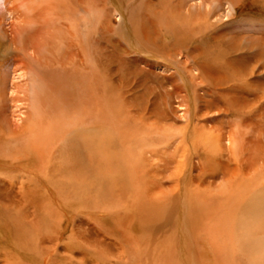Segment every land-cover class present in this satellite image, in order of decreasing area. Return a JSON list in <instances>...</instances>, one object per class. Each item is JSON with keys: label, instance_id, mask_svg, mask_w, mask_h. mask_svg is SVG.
Instances as JSON below:
<instances>
[{"label": "rangeland", "instance_id": "rangeland-1", "mask_svg": "<svg viewBox=\"0 0 264 264\" xmlns=\"http://www.w3.org/2000/svg\"><path fill=\"white\" fill-rule=\"evenodd\" d=\"M210 10L213 17L202 20ZM183 18L186 24H181ZM169 23L174 30L177 23L178 31L179 24L183 26L188 40L180 48L174 44L178 37L167 31ZM194 32L201 36L195 42ZM226 51L233 54H221ZM45 73L80 81L79 74H95L98 139L107 140L105 133L116 132L122 137L110 138L127 140L129 157L139 160L144 155L146 161L131 157L132 164L143 165V185L118 187L114 202L102 203L100 214L94 210L100 199L95 196L92 202L97 201L90 204L86 189L71 192L49 182L52 176L65 180L70 171L43 170L48 177L42 179L34 174V160L14 170L1 162L0 264H159L155 249L168 237L178 240L181 232L194 235L186 242L195 264L243 261L236 250L250 241L246 231L252 230L251 238L264 235L254 230L261 229L264 217L256 215L264 210V0H0L3 127L17 131L31 122L37 132L53 135L48 126L54 110L46 106L53 96ZM36 128L32 138L23 135L10 143L25 147L29 140H39ZM195 132L203 137L197 149L187 137ZM74 175L78 177L72 182L82 185L81 174ZM112 175L120 176L116 171ZM3 182L13 184L8 189ZM24 183L27 189L20 191ZM193 199L196 209H210L198 227L184 223L170 235L167 229L154 231L145 218L138 222L140 211L146 217L156 207L187 216L183 209ZM116 214L124 219L114 218ZM102 223L115 235L111 228L102 231ZM83 235L99 240L90 246ZM108 255L112 263L104 260Z\"/></svg>", "mask_w": 264, "mask_h": 264}, {"label": "bare ground", "instance_id": "bare-ground-1", "mask_svg": "<svg viewBox=\"0 0 264 264\" xmlns=\"http://www.w3.org/2000/svg\"><path fill=\"white\" fill-rule=\"evenodd\" d=\"M203 4H205V3H203ZM215 11H217V10H215ZM175 12H176V10H175ZM205 13H208V14H205L204 18H202V20H204V21H208V19H209L208 15L211 16V14H212V17L214 15L213 10L212 11L210 10L209 12H205ZM183 17H185V16H183ZM61 19H63V18H61ZM186 20H188V19L183 18L181 24H186V22L184 23V21H186ZM59 21H57L56 23H58ZM171 23H169V28L167 27V29H168L167 31L169 32V29H170L172 31V32H170V34L173 33L175 36L178 37V38L175 37V39H174L175 42L174 41L173 42H174V44L177 42L176 44L180 48L181 45L186 44V41L188 39L184 36L183 30H181V27H183V26H181L179 24V31H178L177 30L178 24L176 23V28H177L176 29L177 31H176L172 27H170ZM173 25L175 27V24H173ZM175 31L178 32L179 35L183 34V37H180L178 34L175 33ZM195 33L196 32H194V35H195ZM200 37L201 36L196 33V35L194 37L192 36L191 38H193V42H195L196 39H200ZM205 37H207V36H205ZM209 40H211V38H209ZM216 43H218V42H216ZM145 48H146V46H145ZM235 51H238V49L236 48V50H233L234 53H235ZM229 52H231V51H228V52L226 51V52L221 53V54H231V53L233 54V52H231V53H229ZM214 59H215V57H214ZM230 65H232V64H230ZM222 66L218 64V67L222 68ZM92 71H94V69ZM216 72L217 71L215 70L214 73H216ZM205 73H206V71H205ZM202 74H203L202 77L205 79L204 72ZM79 75L82 76L81 81L79 79H77L76 77L65 76L62 73H60V75H58L56 73H51V74L45 73L44 77L46 79V83L48 84V86L50 87V91L52 92L51 96H53L52 98H48L46 100L47 101L46 106H47V108H52L51 110H54V111H52V113H53V121H52L53 124H49L48 128L54 129L55 132H53V133L51 132V134H53V135H47V134L45 135V132L42 133V129H39L37 132V128H36L35 124H32L31 122L24 124L23 129L20 128L17 131L16 130L14 131L13 128H7V127L5 128L0 124V163L4 162V164H6V165H8L7 163H9V166H12L13 167L12 169L14 170L15 169L14 166H16L17 168H21V169H22V167L27 168L30 161L34 160L35 162H37L34 165L36 173L34 172V169L32 172H34V174L38 173V175L39 174L42 175L43 177L40 176L42 179L43 178L46 179L48 177L47 174L45 173V171H47V169L49 170V172H52V171L56 172L59 170L70 171L69 173H67L65 180H61L58 177L52 176V179L50 178L51 180L49 182L55 188H58V189L63 188V189H67L71 192H73V191L77 192V191H79V189H86L88 191L87 194L90 193L88 195L93 196V197H88V195L84 196L87 199V201H91L90 204L93 203L92 199H94L95 196H96V198L100 199V201H98V202H96L97 199L93 200V201H94V203L95 202L97 203L96 204L97 208L94 210L97 213L101 214L100 211L103 212L105 209L104 205H102V203L109 205L112 202H114L113 197L115 196V194L117 192H119L118 187L122 188V187L128 186L131 184V182H133V184L137 183V185L138 184L143 185V180H144L143 178L144 177H141L140 173H143L144 169L141 168V166H143V165H141L138 168L137 165L135 166V164L131 163V162H133V161H131L132 155H130V157H129V153L127 152V150L131 151L132 149L130 148L131 147L130 143L127 142V140L122 138V139L117 141V138H116V140L114 137L110 138V136H112V135H114L115 137L119 136V138H121L122 136L120 134L119 135H118V133L116 134L115 131H114L115 134H113V133L111 134L109 131V132H107L108 134L105 133V135L107 137H109L107 140H104V138H103L104 136L102 137L103 139H101V140L98 139L99 136H101L100 135L101 130L99 129V128H101V126H100V123L97 122L98 115H97V109H96V103H97V99H96V97H97L96 96V93H97L96 92L97 91L96 77H95V74L92 75V73H89L90 77H88V78H86V76L84 74H79ZM230 78H231V76H230ZM228 80H229V78L227 79V81ZM227 81H225V82H227ZM228 104H231V102ZM229 107H232V105ZM77 110H79V111L77 113H75L74 111H77ZM76 114L78 115V117L76 116ZM1 126L3 129H1ZM35 128H36V130H34L35 133L34 132L33 133L35 134L36 138H39V140H35V141L29 140V143L27 145H25V147L27 146V149H28L27 152H25V153L23 152L22 147H24V146L16 145L14 147L13 144L10 143V140H15L20 136L23 137V135H30L32 133V130ZM7 131H9V132H7ZM200 134H199V132H195L194 134L189 133L187 135V137H190L189 142L193 145V148L197 149L198 143L201 144L203 142V137ZM86 135H88V137L84 138V136L86 137ZM30 138H32L31 135H30ZM37 141L39 143V145H38L39 148L36 147V145L38 143H36V145H35V142H37ZM53 141H54V143L52 146L51 143ZM10 144H12L13 147H11ZM30 150H31V152H29ZM50 151H51V154H50ZM47 152H49V153H47ZM16 153H18V154H16ZM148 153H150V156H153V157L156 155V151L151 152V150H149ZM48 154H50V155H48ZM133 158L134 159L136 158L137 161H144L145 160L144 155L142 157H140L139 160H138V157H136V156H133L132 159ZM68 167H71V168L69 169ZM72 167H75L76 172H74ZM43 170H45V171H43ZM119 170H121V171H119ZM157 170H158V167H157ZM24 171L28 172L27 169H24ZM115 171L118 172L120 174V176L122 175V177L112 175ZM156 172H158V171H156ZM77 173L81 174L80 179H82V180H80V181H82L83 186L80 184H76V183L72 182V179H73L72 177H75L77 180L78 176L74 175ZM54 175H56V174H54ZM125 176H126L127 181L124 180ZM6 180L8 181L7 178H6ZM62 181H63V183H62ZM1 182H2V180H1ZM47 182H48V180H47ZM7 183H9V182H7ZM11 183L12 182H10L8 185L6 183H4V185L7 186L9 189L13 184V183L12 184ZM26 187L27 186L24 183L19 189L21 191V188L24 189ZM261 188H262V186H261ZM261 188L259 187V189H261ZM11 189H15V186L12 187ZM104 190H108L111 193H108L106 195L105 193H103ZM254 190H256V189H254ZM17 191H18V189H17ZM259 191L261 192V190H259ZM18 192H16V193L18 194ZM132 192H135V191H132ZM251 193H253V191ZM76 194L77 193L74 192V195H76ZM254 194H255V192H254ZM257 194H256V196H257ZM78 195H79V193H78ZM109 195H110V197H108ZM0 197H1V195H0ZM79 197H81V195H79ZM189 200H191V199H189ZM262 200H263V204H264V196L262 197ZM195 201H196V199L192 200V202L190 203V207L188 206V204H185V208L183 209V213L187 214V216H185L183 214L180 215V214L176 213V214H178V216L180 215L178 217L177 215L174 214V210L172 208H169V207H167V208L156 207L154 210L149 211L148 214L146 215V217H144V214L140 211L138 214V218H139L138 222L140 224H142L141 221H143L145 218L152 225V227L154 228V231L163 232V231H165V229H167V231H169L170 235H174V232L176 233V231H179V229L182 228V224H184V223L186 225L195 224V226L198 227L200 225V221L203 219V217H205V215L209 214L210 209L207 207H205V208L199 207L198 209H196V206L193 203ZM96 205H95V207H96ZM99 205H101L102 209L98 208ZM183 206H184V204H183ZM256 208H258V207H256ZM263 208H264V205H263ZM263 208H260V209L262 210ZM7 209H8V207H7ZM86 209H87V207H86ZM110 210H111V208H110ZM201 211H203L204 213H199ZM257 212L258 213L256 215H258L259 213L264 214V210H263V213L259 212L258 210H257ZM124 213H125V211H124ZM122 215L119 216L116 214L114 216V218L122 221V218L124 219V216H122ZM176 216L178 218H176ZM125 219H126V216H125ZM126 221H127V223H129L127 219H126ZM116 222H117V220H116ZM262 222L263 223L260 224L261 229H254L258 233H261L264 231V217H263ZM176 223H177V226L175 225ZM103 225L106 227V229H103L100 227L102 229V231L104 230V232H105V230L106 231L110 230L111 227L108 228L107 224L102 223V226ZM136 226H139V225H136ZM141 226L142 225H140L139 228ZM16 229H17V227H16ZM112 230L113 229L111 228V233L113 232ZM236 230H237V228H236ZM119 231H120V229H119ZM121 231H123V230H121ZM246 233L247 234L245 236L250 241H248L247 244H245V246H243L242 248L237 249L236 253L241 252L239 255L242 256V258H244L243 261H246L247 262L246 264H248V263L259 264L260 263L259 259L262 261L264 258V235H262L260 238L256 239V238L250 237L253 234L252 230H248V231H246ZM112 234H114V233H112ZM139 234H141V233H139ZM139 234L136 237V240L140 239ZM181 234H182V237L180 236V238H179L180 240L179 239L175 240L176 239L175 236L168 237L166 244H164V243H163V245L159 244L158 248L155 249L154 259L157 260V262L159 264H195L194 263L195 258L194 257H193V259H192V257L190 258L191 251H190V247L188 248V245H189L188 241L186 242V238H188V237L190 240H193L194 235H191L189 233H187L188 234L187 235V234H184L182 232H181ZM227 234H228V238L232 240V241L231 240L230 241L233 242V240L235 239L233 233L231 231H228ZM77 236H78V234H77ZM91 236H87L85 239V236L83 235V237H81V238H82V240L86 241L89 237L88 241H89V243H91L90 246H92V244H94V246H95V244L99 240V237L95 236V235H94L95 237H91ZM124 237H123V239H124ZM116 239H117V234H116ZM141 239H143V237H141ZM46 241H48V240L45 239L42 241V243H46ZM115 243H116V241H115ZM189 243L192 245L191 242H189ZM226 243L229 244L228 241ZM122 244H121V246H122ZM109 245H108V247H109ZM115 245L118 246L117 244H115ZM193 246H196V245H193ZM88 248H90V247H88ZM119 248H121V247L119 246ZM93 250L95 251V249H93ZM250 251H252V253ZM122 252H124V251H122ZM122 256H125V255L122 253ZM130 256H136V254L133 253ZM233 256L235 258L236 255H233ZM105 259L108 263H112L113 259H112L111 255L104 256V260ZM231 259L233 260V258H231ZM133 260H136V259H133ZM235 260H236V258H235ZM243 261H240L239 264H241ZM128 263H130V262L127 261V264ZM261 264H264V262H262Z\"/></svg>", "mask_w": 264, "mask_h": 264}]
</instances>
